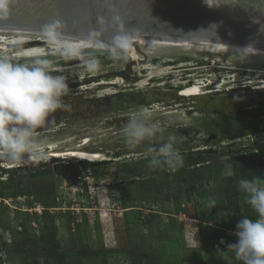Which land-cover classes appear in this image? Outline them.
<instances>
[{"label":"rangeland","instance_id":"1","mask_svg":"<svg viewBox=\"0 0 264 264\" xmlns=\"http://www.w3.org/2000/svg\"><path fill=\"white\" fill-rule=\"evenodd\" d=\"M22 48L12 46L8 54L0 52V59L8 56L19 64L39 60L53 75L64 76L69 85L66 108L37 129L42 155L51 152L52 145L55 152H65L91 139L85 151L104 157L88 166L89 161L77 158H55L50 163L44 158L33 163L27 154L20 162L0 154V264H45L32 254V239L42 236L41 247L57 245L65 252L67 264H101L102 259L107 264H144L149 260L241 264L226 244L236 242L240 218L256 219L257 214L243 193L238 198L240 211L228 209L224 187L233 177L239 189V165L248 173L264 176L263 75L213 65L204 56L171 55L167 62L157 58L140 68L132 67L122 78L119 74L132 61L114 60L109 50L14 59ZM89 61L97 62L96 71H85ZM118 78L123 81L113 84ZM103 82L106 85H98ZM210 82L222 86L220 93H230L223 98L226 100L211 101L212 94L202 100L183 94L189 86ZM229 88L233 90L228 92ZM130 96L139 97L141 103ZM229 99L242 114L219 118L218 113L227 114L223 109ZM142 109L149 110L161 131L151 141L130 148L124 129L130 116ZM169 136L176 138L183 166L175 170L150 168L144 157L146 147H159ZM68 161L79 170L75 182H69L59 169ZM11 164L15 170L7 169ZM45 164L53 169V179L37 177ZM192 165L208 166L212 174L202 176L196 183L199 194L189 200L182 178L184 169ZM10 179L15 189L4 188ZM51 225L56 227L54 235L46 231Z\"/></svg>","mask_w":264,"mask_h":264},{"label":"water","instance_id":"2","mask_svg":"<svg viewBox=\"0 0 264 264\" xmlns=\"http://www.w3.org/2000/svg\"><path fill=\"white\" fill-rule=\"evenodd\" d=\"M53 22L57 33L105 48L117 38H141L264 49V0H0V30L46 33ZM133 64L119 75L127 77ZM62 173L75 182L72 166Z\"/></svg>","mask_w":264,"mask_h":264},{"label":"clouds","instance_id":"3","mask_svg":"<svg viewBox=\"0 0 264 264\" xmlns=\"http://www.w3.org/2000/svg\"><path fill=\"white\" fill-rule=\"evenodd\" d=\"M58 27L59 24L53 22L45 29L53 41ZM128 49L129 44L123 38H117L109 48V54L114 60H126ZM97 68L96 61L85 64L87 72ZM68 93L66 78L53 75L47 64L39 60L19 64L8 58L0 59V153L16 162L22 161L26 154L42 156V144L36 139L37 129L43 127L53 114L66 108L64 97ZM160 131V125L152 122L149 110L142 109L130 116L124 137L127 145L135 148L151 141ZM175 143L176 138L169 136L159 147H146L144 157L148 166H167L173 170L182 167L183 157ZM7 169L15 170L16 167ZM239 190L257 218H240L234 233L236 242L226 244V247L241 264H264V176L240 179ZM221 243L225 242L222 240Z\"/></svg>","mask_w":264,"mask_h":264},{"label":"bare ground","instance_id":"4","mask_svg":"<svg viewBox=\"0 0 264 264\" xmlns=\"http://www.w3.org/2000/svg\"><path fill=\"white\" fill-rule=\"evenodd\" d=\"M123 39L126 43L129 44L128 58L134 63V68H140L144 62L157 58L163 59L165 62L170 61L169 58L171 55H177L178 57L186 56L195 58L204 56V59H206L213 65L219 64L222 67L232 66L231 70L244 68V71L257 73L264 76V70H255L251 67L254 64L264 65V49L228 43L141 38ZM12 46L23 47L18 51L19 53H14V59L20 60L50 57L57 58L73 52L90 50L105 52L106 50H109V48L101 47L92 42L84 41L76 37L59 33H57L55 41H53L44 32L0 30V52L8 54L9 48ZM5 58H8V56H6ZM122 81L123 80L121 78H118L113 84H120ZM98 85H106V83L103 82L99 83ZM220 88H222L221 85L214 86L212 82L201 84L196 83L193 86L185 88L183 94L188 98L193 97L202 100L207 95L221 92ZM90 142L91 139H84L81 142L77 143L71 150L66 149L67 151L65 152L64 150L62 152H55L54 149L56 147L52 145L51 152H44L45 154L39 157H33L30 155L28 160L33 163L39 162L44 158H77L82 161H98L99 159L103 158L104 155H102L101 153H92L85 151ZM13 167L16 166H14V164H11L8 168Z\"/></svg>","mask_w":264,"mask_h":264},{"label":"trees","instance_id":"5","mask_svg":"<svg viewBox=\"0 0 264 264\" xmlns=\"http://www.w3.org/2000/svg\"><path fill=\"white\" fill-rule=\"evenodd\" d=\"M88 166H95L94 163H88ZM194 165H196V163H194ZM194 165L187 167L186 169H184V174H183V182L184 184H186V186L183 188L185 190V192L188 193V197L187 199L191 200L192 196L194 193L199 194L198 188L196 187V183L198 181H200L202 179V176L204 175H211L212 172L210 170V168L207 166H198V167H194ZM47 168V169H45ZM239 173H240V179L242 178H247V179H251L254 174L252 173H248L245 168L242 165H239ZM44 177V178H51L53 179L55 177V173L53 171V169H49V167L45 164L44 165V170L39 173L37 175V177ZM235 181L236 179L231 177L228 178L226 180V185L224 187V197H225V201H226V205L227 208L230 210H234L236 212L240 211L239 208V203H238V198L241 194L240 190L235 186ZM15 184L13 182L12 179H10L9 183L7 186H5L4 188H7L9 190L15 189ZM1 188V187H0ZM120 189V188H119ZM120 190H124V189H120ZM46 231L50 232L52 235L55 234L56 232V227H54V225H51L50 227V231L49 229H46ZM35 237V236H34ZM26 239L27 241H30V238L28 237H24L23 240ZM43 240V236L41 237V239H32V243H33V253L37 256H40L43 259V262L45 264H67V259H66V254L65 252L59 250L60 248L57 245H51L47 248H42L41 247V241ZM236 240V238L234 239ZM31 242V241H30ZM85 249L88 250L87 247L88 245H84ZM2 249V246L0 244V250ZM124 254H126L125 252H123ZM31 255V254H29ZM101 255L104 257L105 252H101ZM32 257V256H31ZM29 257V258H31ZM1 260V259H0ZM101 264H107V262L102 259ZM144 264H161V263H154L152 260L149 261H145Z\"/></svg>","mask_w":264,"mask_h":264},{"label":"flooded vegetation","instance_id":"6","mask_svg":"<svg viewBox=\"0 0 264 264\" xmlns=\"http://www.w3.org/2000/svg\"><path fill=\"white\" fill-rule=\"evenodd\" d=\"M189 85V84H188ZM228 95H230V93L229 94H224V93H215V94H212V95H210V96H212V100L211 101H213V98H224V97H226V96H228ZM131 97V99L135 102V103H141V102H139V100H138V98L139 97H133V96H130ZM224 100H226V99H224ZM171 101H173V99L171 100ZM229 101V104H224L225 105V109H223L227 114H219L218 113V116H219V118H224V117H228V116H230V114L232 113V114H235L236 116L240 113V114H242V111H241V109H238V107H234V105H235V101L234 100H232V99H229L228 100ZM234 108L233 110L232 109H230V110H227L228 108ZM88 109H86L85 111H84V113L82 114V117H84L85 116V113H86V111H87ZM95 115H96V111H95ZM93 117H95V116H93ZM263 158H264V154H263ZM64 165H70V166H72L74 169H75V173H76V175L78 174V169H77V167L73 164H71V162L70 161H68V163L67 164H64ZM62 167H63V164L62 165H60V167H59V169H60V171H62ZM262 173H264V171L262 172Z\"/></svg>","mask_w":264,"mask_h":264},{"label":"built area","instance_id":"7","mask_svg":"<svg viewBox=\"0 0 264 264\" xmlns=\"http://www.w3.org/2000/svg\"><path fill=\"white\" fill-rule=\"evenodd\" d=\"M217 86H219V85H217ZM262 88H264V86H263ZM220 90H221V89H220ZM230 90H233V89H232V88L227 89L228 92H229ZM257 90H262V89H261V87H258ZM79 179H80V178H79Z\"/></svg>","mask_w":264,"mask_h":264}]
</instances>
